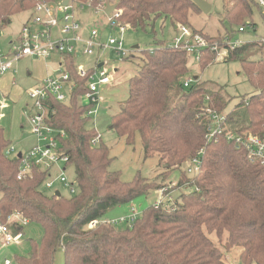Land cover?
I'll return each instance as SVG.
<instances>
[{
    "label": "trees",
    "instance_id": "16d2710c",
    "mask_svg": "<svg viewBox=\"0 0 264 264\" xmlns=\"http://www.w3.org/2000/svg\"><path fill=\"white\" fill-rule=\"evenodd\" d=\"M41 2L0 0V30L26 13L27 25ZM109 2L122 11L119 22L135 30L154 27L159 19L170 20L176 28L190 27V13L200 11L192 0ZM254 8L262 13L255 0H233L226 20L246 30L245 19L252 18ZM193 33L205 37L211 46L217 44L208 34ZM258 52L264 55V42L244 43L223 61L240 63L249 84L260 92L242 101L238 112L228 114L226 131L264 134V58H247ZM140 54L143 65L130 80L129 97L121 112L110 119V129L130 147L139 139L143 159L157 158L163 171L160 178L180 173L175 189L180 192L178 199L172 208L152 204L123 229L103 221L111 209L167 185L140 172L125 182L119 171L111 169L112 147L87 116L94 105L80 101L88 91V77L79 75L76 57L65 54L66 70L76 87L68 103L49 95L43 106L47 125L65 134L60 150L68 158L67 166L74 168L77 193L71 197L46 194L42 187L49 172L36 167L18 179L21 161L5 155L13 143L0 126V222L7 224L11 215L19 213L28 224L43 230L42 239L31 240L30 254L16 264H55L59 250L65 264H228L227 255L236 248L241 249L242 264H264V165L252 162L225 134L207 140L210 119L205 109L226 113L229 98L204 83L184 88L190 58L183 44L176 47L158 41L155 48ZM215 58L216 52L204 50L201 68L211 66ZM201 151L200 171L189 175L186 163ZM23 229H15V234H23ZM213 234L219 244L208 236Z\"/></svg>",
    "mask_w": 264,
    "mask_h": 264
},
{
    "label": "rangeland",
    "instance_id": "374dc122",
    "mask_svg": "<svg viewBox=\"0 0 264 264\" xmlns=\"http://www.w3.org/2000/svg\"><path fill=\"white\" fill-rule=\"evenodd\" d=\"M204 1L211 6L210 13L205 14L201 11H192L189 18L190 27L185 26V28L189 32L196 30L216 38L215 43L217 44L212 46L217 48L214 51L216 52V58L211 66L202 69L195 56L189 54L190 73L183 80L186 81L189 78L195 79L197 77L196 83H204L206 88L212 92L220 91L224 93L230 100L225 111L229 114L233 110H237L238 105L242 101L248 102L260 92L249 84L240 63L223 62L227 57H223L226 38L231 39L232 43L238 41L242 44L263 41L264 15L258 8H254L252 18L245 19V24L247 25L245 32L240 33L238 32L239 27L232 25L230 20H226L225 17L233 5V0ZM86 16L81 19L85 35L88 34L89 29H96L104 40H109L110 37L122 38L125 49L132 54L130 60H125V58H121L113 50L108 49L104 53L96 50L94 55L89 56L84 55L79 46H77L78 51L75 54L78 68L89 69L95 67L97 58L99 57L100 62L105 64L104 68L113 76V84L100 89L98 103L91 116L94 126L102 136L104 142L112 147L114 161L111 169L119 171L122 180L125 182L133 180L135 175L140 172L143 176L148 177L156 183H164L167 186L174 182L177 183L180 174L178 171L173 172L166 179L164 177L160 178L159 176L163 171L161 168H158L157 158L145 161L140 140L136 141L135 146H128L123 139L110 129V119L121 112L123 104L129 97V82L138 74L143 65L140 52L152 50L158 41H166L170 46H176L177 40H188V37H184L180 29L183 25H178L176 28L170 20L159 19L154 24V27H148L146 30L126 29L125 32H121L120 30L109 28V19L103 13L96 16L88 10ZM28 19V13L21 14L0 30V50L3 53L6 54L8 52L10 43L19 36ZM227 32H231L232 34ZM247 58L258 61L264 58V55L258 52L249 55ZM49 62H51V59L45 60L44 58L37 57L23 58L15 62L13 68L6 74V79L11 77V75L12 77L1 84L0 126L5 130L6 136L12 141L13 146L16 147L17 153L28 152L38 145H47L45 141L40 140V138L31 133L32 124L29 116L35 115L37 110L33 109L34 101L28 98L26 93L32 89L40 88L45 77L56 78L60 76L58 73L59 67L56 64L51 65ZM46 65H50V67L47 69ZM12 78L15 79V85L11 86ZM3 89L5 90L4 93L2 92ZM80 101L84 103L81 98ZM22 105L23 108L26 105L29 108L24 110L22 109ZM51 136L54 137L55 133ZM50 175L51 177L48 180L55 181V186L53 189H47L44 184L42 187L43 192L48 195L60 192L65 197L73 196L72 188L77 186L75 171L72 166H67L64 161L60 160L53 165ZM61 175L66 177L67 183L62 184L56 181ZM179 195V190H176L173 193L174 199H178ZM157 199L158 195L154 192L148 196L139 197L129 204L111 209L107 212L103 221L113 222L119 221L122 217H129L132 214L133 208L142 216L143 212L154 204ZM128 225L129 222L125 221L118 223L117 227L123 229ZM8 226L11 232H15L10 223H8ZM208 236L219 244V240L214 234ZM42 237L43 230L38 224H26L20 241L12 243L9 247L3 246L0 235V256L6 255L12 264H16L18 258L27 257L30 254L31 240L40 241ZM240 253V248H236L229 253L227 255L228 264H242ZM55 264H65L62 250L57 252Z\"/></svg>",
    "mask_w": 264,
    "mask_h": 264
},
{
    "label": "built area",
    "instance_id": "2783aa9c",
    "mask_svg": "<svg viewBox=\"0 0 264 264\" xmlns=\"http://www.w3.org/2000/svg\"><path fill=\"white\" fill-rule=\"evenodd\" d=\"M115 1V0H114ZM264 14V0H255ZM108 5H115L109 0H99L97 4L94 0H54L46 1L42 0L39 3L33 13L30 22L25 25L19 34V36L10 43V48L5 54L0 50V80L4 77L12 68L15 62L27 58L37 57L50 59L58 57L57 66L59 67V77L45 79L40 88H35L27 92V97L34 101L33 109L37 110L35 115L29 116L31 121V133L40 140L47 143L46 146L38 145L28 152L17 153L15 146H10L5 155L9 158L16 157L21 154V161L18 179H24L33 168H40L49 172L48 179L51 177L50 170L53 165L62 160L66 163L68 158L60 150V139L65 137L64 132H57L54 128L47 125L45 121V109L43 103L46 101L49 95L55 96L56 99L63 103H68L76 87V84L71 81L70 74L66 70L64 61V55H74L77 53V46L82 50L84 55L92 56L96 50L102 52L107 49H112L121 58H125L131 54L124 46L122 38L110 37L109 40H104L102 35L96 29H89L88 35L85 36L82 28L81 19L86 16V12L89 10L94 15L98 16L103 13L108 17L109 28L112 30H120L125 32L126 29H131L130 25H125L119 22L122 15V11L116 8L109 15L106 13ZM184 37H188L186 41L177 40L176 47L183 44V48L187 50L188 54L195 56L199 62L204 50L216 51V47H212L209 41L202 35L194 34L186 30L184 26H181ZM239 32H245V28H239ZM264 42V40L262 41ZM224 51V58L228 56V53L243 44L235 41L231 42V39L226 38ZM223 59V58H222ZM100 60H97L96 66L89 69L78 68V73L82 77H88V91L81 97L84 101L82 103L85 106L94 105L87 116H92L96 104L98 103V97L100 95V89L102 87L111 86L113 83V76L104 68L99 66ZM197 80L189 78L183 80L184 88L188 89L196 83ZM2 96L0 90V98ZM206 101L209 102L210 98L207 97ZM96 111V110H95ZM205 113L210 119L208 126L207 140L214 141L225 134L227 141L232 143L236 149L244 150L249 159L252 162L260 163L264 165V134H254L252 132H230L226 131V124L228 122L227 113H219L216 110L207 107ZM55 133V136H51ZM96 143V141L94 142ZM202 151L192 160L188 161L185 166V170L189 175H195L199 173L201 168L200 157ZM47 179L45 187L47 189H53L55 181H49ZM60 183H67L65 176L61 175L56 179ZM177 184L173 183L169 186L162 187L156 190L154 193L158 195L155 206H165L166 208H172L175 203L173 192L171 188L176 187ZM77 193V188H72V194ZM140 216V213L133 208L132 214L129 217H122L119 221H113L112 223L117 225L120 222L128 221L129 224L135 221ZM8 223L15 229H20L21 226L28 224V220L22 218L19 213H14L8 219ZM7 224L0 222V235L4 247H9L12 243L20 241L23 234L11 232ZM97 223H92L89 227H94ZM0 264H12L8 259L0 260Z\"/></svg>",
    "mask_w": 264,
    "mask_h": 264
},
{
    "label": "water",
    "instance_id": "95a60500",
    "mask_svg": "<svg viewBox=\"0 0 264 264\" xmlns=\"http://www.w3.org/2000/svg\"><path fill=\"white\" fill-rule=\"evenodd\" d=\"M192 1L194 2V4L198 7V9H199L201 12H203V13H205V14L210 13V11H211V6H210L206 1H204V0H192ZM116 8H117V5H113V6L108 5L106 13L109 15V14H110L113 10H115ZM137 48H138V47H137ZM101 66H102V65H100V67H101ZM195 80H198V78L196 77ZM19 158H21V154H19ZM56 195H57L58 197H60V196H61V193H60V192H56Z\"/></svg>",
    "mask_w": 264,
    "mask_h": 264
},
{
    "label": "crops",
    "instance_id": "0c3cea01",
    "mask_svg": "<svg viewBox=\"0 0 264 264\" xmlns=\"http://www.w3.org/2000/svg\"><path fill=\"white\" fill-rule=\"evenodd\" d=\"M25 25H26V23H25ZM25 25H24V26H25ZM84 34H85V33H84ZM87 35H88V34H87ZM87 35H85V36H87ZM107 50H108V49H107ZM110 50H112V49H110ZM97 51H99V52L102 53L101 50H97ZM103 53H104V51H103ZM27 58H28V57H27ZM50 59H51V62H52V63H51V62H49V63H50L51 65H52V64H56V65H57L58 57L55 56V57L50 58ZM98 59L100 60L99 57L97 58V60H98ZM45 60H46V59H45ZM103 64H104V63L100 62L99 66H100V65H103ZM48 67H50V65H46V68H47V69H48ZM101 67H102V66H101ZM9 74H10V73H9ZM11 77H12V75H11ZM11 77H9L8 79H10ZM47 78H48V77H47ZM47 78L45 77L44 80L47 79ZM8 79H6V75H5L4 77H2L1 80H0V87H1V84L5 83V82H6L5 80H8ZM44 80H43V81H44ZM14 81H15V79L12 78V81H11V83H10L11 86H12V85H15V84H14ZM0 90H1V88H0ZM4 91H5V90L3 89L2 92L4 93ZM26 95H27V93H26ZM21 102H22V101H21ZM27 108H29L28 105L24 106V108H23V105H22V109L26 110ZM24 110H23V111H24ZM175 191H176V190H175ZM175 191H174V192H175ZM154 203H155V202H154ZM4 259H7V256H6V255H5V256H4V255H3V256L1 255V256H0V260H4Z\"/></svg>",
    "mask_w": 264,
    "mask_h": 264
},
{
    "label": "bare ground",
    "instance_id": "6f19581e",
    "mask_svg": "<svg viewBox=\"0 0 264 264\" xmlns=\"http://www.w3.org/2000/svg\"><path fill=\"white\" fill-rule=\"evenodd\" d=\"M115 5H116V4H115ZM111 6H112V5H111ZM262 13H263V12H262ZM18 158H19V155H18ZM174 183H175V184H178V182H177V183H176V182H174ZM171 184H173V183H171ZM171 184H170V185H171ZM177 186H178V185H177ZM177 186H176V187H177ZM176 187H174V188H171V192H173V193H174V191H175Z\"/></svg>",
    "mask_w": 264,
    "mask_h": 264
}]
</instances>
